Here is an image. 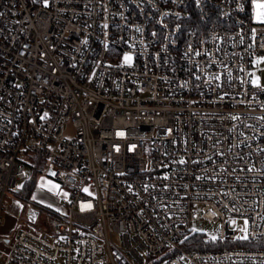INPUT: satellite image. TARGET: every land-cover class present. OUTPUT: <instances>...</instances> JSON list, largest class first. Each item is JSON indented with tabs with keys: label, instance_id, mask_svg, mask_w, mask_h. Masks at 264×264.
Masks as SVG:
<instances>
[{
	"label": "built area",
	"instance_id": "1",
	"mask_svg": "<svg viewBox=\"0 0 264 264\" xmlns=\"http://www.w3.org/2000/svg\"><path fill=\"white\" fill-rule=\"evenodd\" d=\"M0 264H264L253 0H0Z\"/></svg>",
	"mask_w": 264,
	"mask_h": 264
},
{
	"label": "rangeland",
	"instance_id": "2",
	"mask_svg": "<svg viewBox=\"0 0 264 264\" xmlns=\"http://www.w3.org/2000/svg\"><path fill=\"white\" fill-rule=\"evenodd\" d=\"M253 9L256 17L254 4ZM32 179H34L35 183L33 187H31L33 192L32 199L49 208L63 211L64 193L68 189L61 187L54 179L47 176L45 173L37 174L33 176ZM245 224L246 221L243 218H234L230 222V227L241 231V226ZM191 229L194 235L202 234L204 238H209L210 245L214 246L218 244L220 240L222 224L220 221L208 220L199 216L192 223Z\"/></svg>",
	"mask_w": 264,
	"mask_h": 264
},
{
	"label": "trees",
	"instance_id": "3",
	"mask_svg": "<svg viewBox=\"0 0 264 264\" xmlns=\"http://www.w3.org/2000/svg\"><path fill=\"white\" fill-rule=\"evenodd\" d=\"M35 183H34V179H31V182H30V185H29V187H30V189H32L31 187H33V185H34ZM193 247H200V248H210V247H212L211 245H210V243H206L205 242V238H204V236L202 235V234H200V235H195L194 236V239H193Z\"/></svg>",
	"mask_w": 264,
	"mask_h": 264
},
{
	"label": "snow or ice",
	"instance_id": "4",
	"mask_svg": "<svg viewBox=\"0 0 264 264\" xmlns=\"http://www.w3.org/2000/svg\"><path fill=\"white\" fill-rule=\"evenodd\" d=\"M253 4H254V8L256 10V18L259 21L264 22V0H253ZM126 59H130V58L126 57ZM254 83H255V81H254Z\"/></svg>",
	"mask_w": 264,
	"mask_h": 264
},
{
	"label": "water",
	"instance_id": "5",
	"mask_svg": "<svg viewBox=\"0 0 264 264\" xmlns=\"http://www.w3.org/2000/svg\"><path fill=\"white\" fill-rule=\"evenodd\" d=\"M51 171V170H50Z\"/></svg>",
	"mask_w": 264,
	"mask_h": 264
}]
</instances>
